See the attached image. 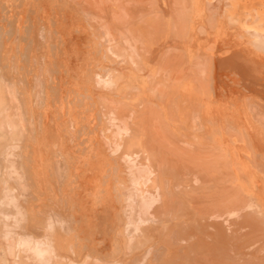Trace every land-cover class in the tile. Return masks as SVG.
Wrapping results in <instances>:
<instances>
[{"label": "bare ground", "instance_id": "bare-ground-1", "mask_svg": "<svg viewBox=\"0 0 264 264\" xmlns=\"http://www.w3.org/2000/svg\"><path fill=\"white\" fill-rule=\"evenodd\" d=\"M0 264H264L263 0H0Z\"/></svg>", "mask_w": 264, "mask_h": 264}, {"label": "rangeland", "instance_id": "rangeland-1", "mask_svg": "<svg viewBox=\"0 0 264 264\" xmlns=\"http://www.w3.org/2000/svg\"><path fill=\"white\" fill-rule=\"evenodd\" d=\"M250 1H252V2H255L256 0H250ZM263 3H264V0H263ZM258 7H259V8H260V10H261V8H262V5H259Z\"/></svg>", "mask_w": 264, "mask_h": 264}]
</instances>
